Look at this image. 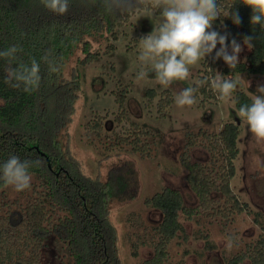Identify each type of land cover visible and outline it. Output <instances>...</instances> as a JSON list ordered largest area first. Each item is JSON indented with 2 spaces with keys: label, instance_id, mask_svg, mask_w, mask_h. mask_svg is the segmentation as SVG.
<instances>
[{
  "label": "trees",
  "instance_id": "trees-1",
  "mask_svg": "<svg viewBox=\"0 0 264 264\" xmlns=\"http://www.w3.org/2000/svg\"><path fill=\"white\" fill-rule=\"evenodd\" d=\"M217 2L223 12L213 27L221 34H228L229 44L232 38L242 42L245 35L255 37V47L248 51L246 61H240L234 69L224 66L223 75L233 79H236L234 75L237 72L264 75V29L260 25H251L252 11L240 3L241 0ZM232 5L241 17L240 25L224 17L223 13L231 11ZM144 8L153 7L145 3L140 9ZM155 11L160 14L159 10ZM133 14L108 13L103 0H70L65 15L48 10L42 0H0V52L13 45L22 48L14 57H0V164L11 155L22 161H38L30 168V173L41 186L33 202L22 210L11 211L5 216L0 213V264H47L44 251L54 235L67 244L74 264H123L117 229L111 220L112 200L116 199L120 188L123 192L126 189L122 186L124 182L119 180L121 175L115 170L112 171L116 174L107 180L101 175L97 178L85 175L80 162L71 154L68 139L63 141L61 135L68 137L67 127L82 85L77 65L72 68L71 76H67L68 61L79 47L84 54L78 59L79 63L96 60L99 52L94 50V41L117 40L118 28L125 25ZM115 48L116 45L110 42L107 51L112 52ZM46 55L58 71L49 72L48 62L43 59ZM212 55H215V50ZM33 58L40 64L38 87L25 92L23 84L13 87L5 82L8 68L30 66ZM203 63L199 80L207 77L209 83L199 87L197 82L194 83L193 87H198L195 96H202L203 104L211 100L221 101L218 91L210 85L219 60L213 62L210 58ZM232 94L238 109L251 103L252 97L244 90L236 88ZM147 95L153 99L158 92L151 88ZM117 100L122 106L124 98L120 96ZM173 100L171 91L162 92L158 101L161 115L166 113ZM238 121L240 119L227 122L218 134L208 135L213 140L214 149L220 143L223 145L225 161L215 175L208 173L201 163L191 162L188 154L184 153L183 164L189 171L188 183L205 209L213 206L215 191L226 197L225 201L232 210L242 212L247 206L231 187V179L236 174L235 159L239 154ZM134 126L138 128L139 125L135 123ZM95 127L102 129V124L97 123ZM141 133H136L131 144L134 149L144 151L149 145L139 144L138 135ZM120 140L128 142L127 137ZM7 186L0 180V191ZM145 203L159 210L162 219L157 226L160 237L154 253L142 264H167L168 244L182 229L180 215L191 216L194 210L185 206L183 193L172 187L154 193ZM51 209H58L65 215L54 221ZM21 236L25 240L22 248L19 246ZM248 258L252 264H264V238L257 240L247 251L234 255L228 264H241Z\"/></svg>",
  "mask_w": 264,
  "mask_h": 264
},
{
  "label": "rangeland",
  "instance_id": "rangeland-1",
  "mask_svg": "<svg viewBox=\"0 0 264 264\" xmlns=\"http://www.w3.org/2000/svg\"><path fill=\"white\" fill-rule=\"evenodd\" d=\"M146 4L151 7L150 2ZM159 15L153 8L135 12L118 28L117 40L94 41L93 47L99 57L91 63H79L78 59L84 54L81 47L75 51L66 73L70 77L72 68L77 65L82 85L67 127L68 137L61 135V139H68L71 154L80 162L85 175L91 178L101 175L104 180L116 173L121 175L119 180L124 182L122 186L126 189L123 192L120 188L116 199L112 200L111 220L117 229L123 264H142L153 255L160 237L157 226L162 214L148 206L145 200L165 187L179 189L185 206L194 210L191 216L181 213L182 229L168 244L167 264H228L234 255L247 251L264 238V140L254 137L246 120L238 114L233 94L218 102L211 100L203 104L202 96L198 95L193 105L176 103L175 97L180 90L193 87L199 81L205 60L189 65L190 74L182 81H174L170 86L157 82L151 71L154 60L140 59L139 39L153 31ZM110 42L116 45L112 52L107 51ZM239 43L243 45V41ZM219 47L217 45V50ZM248 51L245 46L240 61H246ZM224 66L226 64L220 59L216 73L223 74ZM141 68L149 75L138 80ZM234 77L240 81L237 88L250 96L258 84H264L263 74L237 72ZM247 81L251 82L249 88ZM151 88L158 92L153 99L147 95ZM164 90L171 91L174 100L161 115L158 101ZM120 96L124 98L122 106L117 100ZM238 119L239 154L235 159L236 174L231 179V187L247 206L242 212L232 210L226 197L215 191L213 206L205 209L188 183L184 153L191 162L201 163L208 173L215 175L225 161L223 145L220 143L214 149L208 135L218 134L227 122ZM97 123L102 124V129L95 127ZM137 132H143L138 135L139 144L147 143V150L133 148L131 143ZM124 137L128 142L120 140ZM40 188L35 177H32L31 187L24 191L17 192L8 185L0 191V213L5 216L11 211L22 210L33 202ZM124 196L126 199H122ZM51 210L54 221L65 215L58 209ZM229 237L233 239L231 249L225 246ZM23 243L24 236H21V248ZM44 262L74 264V259L67 244L54 235L44 251ZM241 264L252 262L248 258Z\"/></svg>",
  "mask_w": 264,
  "mask_h": 264
},
{
  "label": "clouds",
  "instance_id": "clouds-1",
  "mask_svg": "<svg viewBox=\"0 0 264 264\" xmlns=\"http://www.w3.org/2000/svg\"><path fill=\"white\" fill-rule=\"evenodd\" d=\"M146 2H150L153 8L159 10L160 15L153 31L139 39L142 46L140 59L154 60L151 71L155 73L157 82L163 86H170L174 81L188 78L190 74L188 66L195 65L210 56L213 62L223 59L230 69H234L240 63L239 57L244 47L246 46L249 51L255 47L253 43L255 37L252 35L243 37V45L235 38H232L229 44L228 34H221L214 29V22L223 12L217 0H103L106 12L122 14L135 13ZM42 3L57 15L67 14L70 7V0H42ZM240 3L251 9V25H260L264 29V0H241ZM233 6L231 11L223 13L224 17L230 18L233 24L240 25L241 17ZM217 45L220 46L218 50ZM20 51L22 48L19 45H13L0 52V57H14ZM43 59L48 62L49 72L58 71V68L48 61L47 55ZM148 75L149 72L141 68L137 79H145ZM40 80V64L34 58L30 66L8 68L5 78V82L13 87L23 84L25 92L38 87ZM208 83L207 77L197 82L198 87ZM239 83V80L218 71L210 80L211 87L218 91V98L221 100L231 97ZM247 86L251 87L250 81H247ZM198 87L180 90L175 97L176 103L180 106L195 104ZM251 97V103L241 105L238 114L246 120L254 137L264 140V84H258ZM38 163V161H22L18 156L11 155L0 164V180L12 186L17 192L24 191L31 187L30 168ZM225 246L228 249L233 247L231 237L227 239Z\"/></svg>",
  "mask_w": 264,
  "mask_h": 264
},
{
  "label": "water",
  "instance_id": "water-1",
  "mask_svg": "<svg viewBox=\"0 0 264 264\" xmlns=\"http://www.w3.org/2000/svg\"><path fill=\"white\" fill-rule=\"evenodd\" d=\"M238 123H240V122L238 121Z\"/></svg>",
  "mask_w": 264,
  "mask_h": 264
}]
</instances>
